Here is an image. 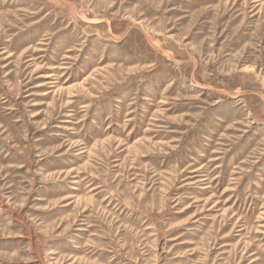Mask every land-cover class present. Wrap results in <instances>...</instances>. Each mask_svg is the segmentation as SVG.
<instances>
[{
	"label": "rangeland",
	"instance_id": "rangeland-1",
	"mask_svg": "<svg viewBox=\"0 0 264 264\" xmlns=\"http://www.w3.org/2000/svg\"><path fill=\"white\" fill-rule=\"evenodd\" d=\"M0 264H264V0H0Z\"/></svg>",
	"mask_w": 264,
	"mask_h": 264
},
{
	"label": "bare ground",
	"instance_id": "bare-ground-1",
	"mask_svg": "<svg viewBox=\"0 0 264 264\" xmlns=\"http://www.w3.org/2000/svg\"><path fill=\"white\" fill-rule=\"evenodd\" d=\"M48 77L50 78V77H51V75H48Z\"/></svg>",
	"mask_w": 264,
	"mask_h": 264
}]
</instances>
